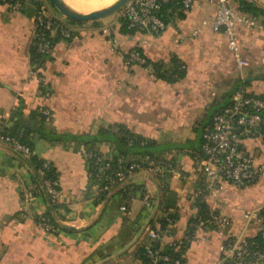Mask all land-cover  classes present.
I'll list each match as a JSON object with an SVG mask.
<instances>
[{"label": "crops", "instance_id": "0c3cea01", "mask_svg": "<svg viewBox=\"0 0 264 264\" xmlns=\"http://www.w3.org/2000/svg\"><path fill=\"white\" fill-rule=\"evenodd\" d=\"M257 2L264 8L262 0ZM35 15L33 4L17 12L0 4V128L12 127L19 109L28 114L41 107L50 109V124L62 133L94 134L121 124L168 149L167 159L187 178L140 173L132 177V190L103 196L88 177L83 142L35 137L31 155H25L0 141V264H143L135 258L136 249L151 247L148 231L152 222L159 227L157 219L165 210L176 211L178 220L160 245L187 239L188 223L198 213L193 152L213 116L240 89L264 98V30L238 27L247 62L242 79L225 35L202 25L214 15L208 0H199L160 34L123 32L118 18L108 24L79 22L72 25V39H56L40 83L28 80L34 68L30 43ZM107 26L114 29L110 37L116 42L103 32ZM131 49H138L150 64L127 66L125 55ZM154 63L169 73L183 63L185 74L168 81L156 74ZM245 145L264 163V138L249 139ZM96 148L114 154L109 143ZM33 156L51 161L57 174L61 200L56 207L42 197L24 199L33 181ZM145 195L152 198V207L144 204ZM206 202L232 220L229 235L254 236L256 227L246 225L244 212L264 203V178L244 188L224 184L218 196ZM45 213L57 224L50 233L38 224L37 217ZM195 233L198 238L187 244L183 264H218L220 237L209 228Z\"/></svg>", "mask_w": 264, "mask_h": 264}, {"label": "built area", "instance_id": "2783aa9c", "mask_svg": "<svg viewBox=\"0 0 264 264\" xmlns=\"http://www.w3.org/2000/svg\"><path fill=\"white\" fill-rule=\"evenodd\" d=\"M199 0H129L118 11V20L126 24L129 31H144L160 34L174 26L180 14L189 11ZM214 7V15L202 21L203 26H209L214 32H221L226 37L227 50L232 55L238 70L242 72L247 66L238 40V27L264 30V17L256 16L242 10L248 4L258 5L257 0H208ZM0 4L10 11L17 12L27 4L36 7L35 27L32 33L31 45L39 53L51 55L54 44L51 40L55 34L61 39H72L74 27L65 23L48 11V0H0ZM168 8V9H167ZM167 9L170 16L166 19L163 11ZM109 37L114 32L112 27L103 28ZM199 30L194 31L197 34ZM116 42L115 37H110ZM125 63L131 65H147L146 57L137 49H131L125 55ZM28 80L43 83L45 78L34 68L28 73ZM49 98L50 94L45 93ZM42 113L51 116L50 109L44 108ZM264 138V98L252 94L245 89L235 93L229 105L222 108L212 118V126L202 135L201 152L193 155L192 169L198 176V185L194 189V198L207 201L216 198L224 184L237 188H244L264 178V163L248 151L245 142L249 139ZM0 141L11 144L16 151L31 155L32 149L20 143L16 138L5 135L0 128ZM88 177L95 183L100 194H111L119 190L134 188L132 177L144 173L147 177L159 178L167 173L176 174L186 179V173L168 159L146 154L135 159H128L120 155H106L98 148L88 155ZM52 167L51 161L43 159L37 168V181H32L24 191L25 200L37 197L45 198L49 205H57L61 200L58 179L47 176V170ZM144 204L152 207L154 204L149 195H145ZM126 211V206L120 207ZM42 216V215H41ZM246 225H254L256 234L251 237H233L228 234L232 220L209 206L206 216H199L197 220H190L188 227L193 229L189 235L190 241L197 239L196 230L207 225L220 237L221 257L218 264H264V245L255 239L256 236L264 240V203L249 208L244 212ZM39 226L47 233L56 230V226L47 217H41ZM176 219L167 217V229L149 230L151 239L161 241L169 235V229L176 223ZM201 239L204 240L202 237ZM184 240L174 241L171 245H180ZM147 256L150 264L158 261L171 264H182L180 259H173L162 253L160 249L148 248Z\"/></svg>", "mask_w": 264, "mask_h": 264}, {"label": "trees", "instance_id": "16d2710c", "mask_svg": "<svg viewBox=\"0 0 264 264\" xmlns=\"http://www.w3.org/2000/svg\"><path fill=\"white\" fill-rule=\"evenodd\" d=\"M168 9V8H167ZM167 9L163 11L164 17L167 19L170 16V13L167 12ZM242 10L247 13L256 15V16H263L264 17V8L258 7L255 4H248ZM182 16V14H180ZM95 23H98V20H94ZM120 23V29L123 32H128L129 30L126 27V24L122 21H118ZM130 32V31H129ZM60 38L59 35L55 34L51 37L53 44L55 45L56 39ZM138 50V49H137ZM139 51V50H138ZM51 55H44L39 53L34 45H30V57L32 65L34 69L38 71V74L41 75L43 66L46 60ZM147 60V64L150 62ZM156 74L168 81H176L181 79L185 74V66L183 63H177L175 69L172 73L165 71L161 65V63H154L153 64ZM46 107H41L31 111L28 114L23 113L20 109L17 111L16 120L12 127L10 128H1V132L5 135H9L11 137L16 138L20 143L29 146L31 149L34 147V138L44 139L50 142H59L65 140H73V141H81L84 143L87 155H89L92 151H95L96 145L101 143H109L115 155L124 156L128 159H135L140 156L151 154L158 158H167L168 153L165 150L168 149H161L157 143L151 139L143 137L137 133H134L127 129L124 125L117 124L108 127H102L98 130V132L94 134H84V135H72L70 133H62L58 132L51 124L50 119L51 116L44 115L42 110ZM204 133V132H203ZM201 134V143L199 148L193 152V155L201 152V145H202V135ZM31 161L33 164V181L38 180V176L36 170L38 167L42 165L43 159H39L35 156L31 157ZM173 161V159H170ZM174 162V161H173ZM175 163V162H174ZM89 164V159H88ZM176 164V163H175ZM47 176H50L54 179L57 178V174L53 167L47 170ZM125 189L124 191H127ZM112 194V193H111ZM103 196H107L102 194ZM109 195V194H108ZM195 203L198 207L197 216L193 217L191 220L195 221L199 216H206V212L209 208L206 201H201L200 199H195ZM58 205V204H57ZM57 205H50L56 207ZM41 217H47L50 221L57 227L56 222L54 221L51 213H45L40 217H37L38 223L42 220ZM167 217L174 218L178 220V213L176 211L165 210V214L162 215L157 219L159 227H156L155 224H151V228L153 230H164L167 229ZM203 228L212 227L207 225ZM171 228L169 229L170 232ZM193 233V229L188 227L187 239L184 240V243L180 245H171L167 244L165 246L160 245V241L154 240L151 247L146 245L138 246L135 252V258L139 262L143 264H150V259L147 256L148 248L152 249H160L162 253L169 255L173 259H180L182 264L184 262V252L187 248V244L190 242L188 238L189 235ZM261 244L264 245V240H262L259 235L255 237ZM157 264H171L169 262L158 261Z\"/></svg>", "mask_w": 264, "mask_h": 264}, {"label": "water", "instance_id": "95a60500", "mask_svg": "<svg viewBox=\"0 0 264 264\" xmlns=\"http://www.w3.org/2000/svg\"><path fill=\"white\" fill-rule=\"evenodd\" d=\"M52 5L67 19L75 22H88L94 20H101L105 17L117 13L122 6L129 0H115L108 6L96 9L88 13H81L76 11L66 0H49ZM264 3V0H262Z\"/></svg>", "mask_w": 264, "mask_h": 264}, {"label": "bare ground", "instance_id": "6f19581e", "mask_svg": "<svg viewBox=\"0 0 264 264\" xmlns=\"http://www.w3.org/2000/svg\"><path fill=\"white\" fill-rule=\"evenodd\" d=\"M70 6L81 13H88L108 6L113 0H66Z\"/></svg>", "mask_w": 264, "mask_h": 264}, {"label": "rangeland", "instance_id": "374dc122", "mask_svg": "<svg viewBox=\"0 0 264 264\" xmlns=\"http://www.w3.org/2000/svg\"><path fill=\"white\" fill-rule=\"evenodd\" d=\"M115 0H113L112 1V3L114 2ZM48 5H49V7H48V11L50 12V13H53L57 18H59V20H61V21H63V22H65V23H68V24H72V25H74V24H78L79 22H75V21H72V20H69V19H67L65 16H63L53 5H52V3L48 0ZM118 18V12L117 13H114V14H111V15H109V16H107V17H105L104 19H101V20H98L99 22H102V23H104V24H108V23H111L112 21H114L115 19H117ZM89 22V21H88ZM87 22V23H88ZM86 23V22H85ZM162 149V148H161ZM166 148H164V150H165ZM165 151H167V150H165ZM168 152V151H167ZM169 154V153H168ZM169 156V155H168ZM169 158H170V156H169ZM163 159H167V158H163ZM168 160H170V159H168Z\"/></svg>", "mask_w": 264, "mask_h": 264}]
</instances>
